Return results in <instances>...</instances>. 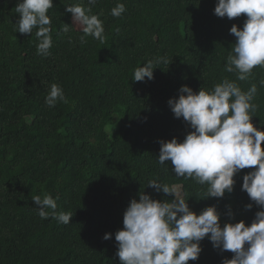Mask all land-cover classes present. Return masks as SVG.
<instances>
[{"label": "trees", "instance_id": "obj_1", "mask_svg": "<svg viewBox=\"0 0 264 264\" xmlns=\"http://www.w3.org/2000/svg\"><path fill=\"white\" fill-rule=\"evenodd\" d=\"M18 0H0V264H120L116 231L123 214L143 190L153 199H174L156 192L149 180L177 185L190 208L199 214L215 205L221 224H251L260 209L242 190L243 169L234 190L223 198H206V187L177 178L171 162L160 165L161 140L181 142L190 127L177 119L168 101L183 85L211 89L224 77L242 90L257 85L254 126L264 131V68L247 81L224 71L235 43V24L214 14L217 0H97L92 6L103 22V42L72 24L66 5L87 0H53L49 10L52 47L37 55L33 34H20L15 23ZM117 3L126 11L110 12ZM156 57L154 79L133 80L134 69ZM58 84L67 103L48 107L51 84ZM51 194L57 211L71 212L70 223L41 219L32 196ZM231 211L234 219L229 217ZM112 233L109 240L103 239ZM198 260L188 264H222L233 253L221 252L206 237Z\"/></svg>", "mask_w": 264, "mask_h": 264}, {"label": "clouds", "instance_id": "obj_2", "mask_svg": "<svg viewBox=\"0 0 264 264\" xmlns=\"http://www.w3.org/2000/svg\"><path fill=\"white\" fill-rule=\"evenodd\" d=\"M97 0H87L66 5L72 14V24L64 23L67 34L72 26H79L83 35L80 42L91 36L103 42L104 26L98 15L92 14ZM53 0H18L15 12L19 14L16 30L20 34H33L38 41L37 55L47 57L53 41L49 10ZM126 11L123 3H117L110 14L119 18ZM214 14L229 20L246 16L243 27L233 25L230 34L236 38L226 57L224 71L235 73L236 80L247 81L257 66L264 68V0H217ZM167 64V57L148 60L144 66L134 69L133 80L140 82L154 79L157 64ZM264 87V79L259 81ZM257 85L242 90L235 80L224 77L211 89L201 87L194 91L183 85L178 98L168 101L175 118H183L191 131L181 142L178 138L161 140L157 162H171V171L177 178L191 179L206 187V198H223L234 190V177L243 169H252L243 176L242 190L260 210L251 224L245 221L221 224V213L215 205L194 212L179 191L177 185L149 180L148 186L156 192L174 194L172 200L153 199L143 190L139 199H132L123 214V228L116 231V256L120 264H188L198 260L202 252L201 241L206 237L221 252L233 253L222 264H264V131L254 126L253 117L257 105L253 100ZM58 102L67 103L63 89L51 84L45 103L55 107ZM264 125V121L261 122ZM32 201L39 217L55 219L68 224L72 213L57 211V199L51 194L34 195ZM229 217L234 214L229 211ZM112 238L106 233L105 240Z\"/></svg>", "mask_w": 264, "mask_h": 264}, {"label": "rangeland", "instance_id": "obj_3", "mask_svg": "<svg viewBox=\"0 0 264 264\" xmlns=\"http://www.w3.org/2000/svg\"><path fill=\"white\" fill-rule=\"evenodd\" d=\"M77 29H79V26L74 25Z\"/></svg>", "mask_w": 264, "mask_h": 264}]
</instances>
